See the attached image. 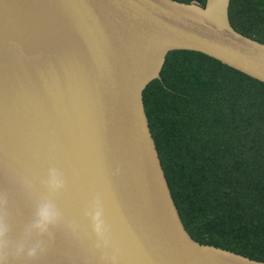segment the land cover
<instances>
[{"label": "water", "instance_id": "95a60500", "mask_svg": "<svg viewBox=\"0 0 264 264\" xmlns=\"http://www.w3.org/2000/svg\"><path fill=\"white\" fill-rule=\"evenodd\" d=\"M230 5L0 0V195L9 236L23 238L51 167L67 181L54 199L84 236L80 244L56 230L46 254L11 264H98L84 215L98 195L120 264H264L188 231L144 100L174 50L204 53L264 83V42L232 25Z\"/></svg>", "mask_w": 264, "mask_h": 264}, {"label": "trees", "instance_id": "16d2710c", "mask_svg": "<svg viewBox=\"0 0 264 264\" xmlns=\"http://www.w3.org/2000/svg\"><path fill=\"white\" fill-rule=\"evenodd\" d=\"M230 20L264 42V0H231ZM161 75L144 100L186 228L264 260V83L193 50L170 52Z\"/></svg>", "mask_w": 264, "mask_h": 264}, {"label": "clouds", "instance_id": "9594fccd", "mask_svg": "<svg viewBox=\"0 0 264 264\" xmlns=\"http://www.w3.org/2000/svg\"><path fill=\"white\" fill-rule=\"evenodd\" d=\"M119 173L120 170L117 168L115 174ZM22 184L32 195L34 189L32 181L24 177ZM66 184L65 176L58 168H49L47 179L43 181L47 195L36 197L33 219L25 227L20 241H13L9 236L11 226L8 223L7 197L0 195V264H11L12 260L22 262L38 260L47 253L55 240L56 230L66 229L73 239L80 244L84 243L79 225L66 220L54 199L66 188ZM84 215L91 221L95 236L94 249L100 253L98 264H120L121 250L113 244L111 229L104 219V203L101 196L98 195L93 200ZM31 241L34 242L30 243Z\"/></svg>", "mask_w": 264, "mask_h": 264}]
</instances>
